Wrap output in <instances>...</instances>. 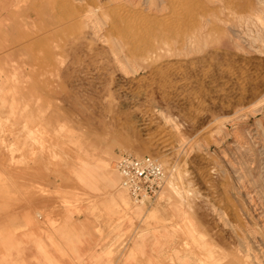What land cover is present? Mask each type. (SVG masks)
Returning a JSON list of instances; mask_svg holds the SVG:
<instances>
[{
  "label": "rangeland",
  "instance_id": "rangeland-1",
  "mask_svg": "<svg viewBox=\"0 0 264 264\" xmlns=\"http://www.w3.org/2000/svg\"><path fill=\"white\" fill-rule=\"evenodd\" d=\"M0 16V239L104 223L116 197L141 210L116 179L127 154L165 168L150 217L164 205L188 254L264 264V0H8Z\"/></svg>",
  "mask_w": 264,
  "mask_h": 264
},
{
  "label": "crops",
  "instance_id": "crops-1",
  "mask_svg": "<svg viewBox=\"0 0 264 264\" xmlns=\"http://www.w3.org/2000/svg\"><path fill=\"white\" fill-rule=\"evenodd\" d=\"M7 4L8 0H0V8ZM2 25L0 16V48L11 38ZM114 199L111 205H103L102 212L108 217H103L104 223L73 215L53 225L39 219L40 223L25 231L7 234L0 239V264H201L202 257L180 247L183 239L166 224L172 216L165 213L164 205L150 217L160 199L155 205L129 212L122 208L119 197ZM121 219L124 221L118 223Z\"/></svg>",
  "mask_w": 264,
  "mask_h": 264
},
{
  "label": "built area",
  "instance_id": "built-area-1",
  "mask_svg": "<svg viewBox=\"0 0 264 264\" xmlns=\"http://www.w3.org/2000/svg\"><path fill=\"white\" fill-rule=\"evenodd\" d=\"M119 187L138 206L155 205L166 187L168 176L158 159L121 155L115 162Z\"/></svg>",
  "mask_w": 264,
  "mask_h": 264
},
{
  "label": "bare ground",
  "instance_id": "bare-ground-1",
  "mask_svg": "<svg viewBox=\"0 0 264 264\" xmlns=\"http://www.w3.org/2000/svg\"><path fill=\"white\" fill-rule=\"evenodd\" d=\"M1 125H2V123H1ZM13 128V127H12ZM11 129V128H10ZM9 129V130H10ZM12 162V161H11ZM1 163V162H0ZM2 166V165H1ZM11 166H12V164H11ZM3 173H4V171H3ZM16 184V183H15ZM22 184V183H21ZM19 185V184H18ZM17 186V185H16ZM9 187V186H8ZM19 187V186H18ZM23 188V187H22ZM27 188V187H26ZM5 189V188H4ZM11 190V189H10ZM9 190V191H10ZM24 190V189H23ZM8 191V190H7ZM12 191V190H11ZM0 192H2V191H0ZM6 192V191H5ZM11 193V192H10ZM12 194H13V192H12ZM15 194V193H14ZM10 195V194H9ZM3 196V195H2ZM10 197V196H9ZM3 199V198H2ZM11 203V202H10ZM2 206V205H1ZM3 213V212H2Z\"/></svg>",
  "mask_w": 264,
  "mask_h": 264
}]
</instances>
